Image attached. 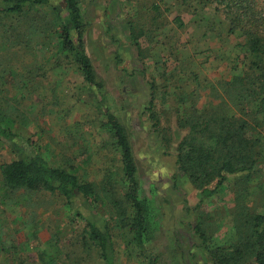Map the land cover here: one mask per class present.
I'll return each mask as SVG.
<instances>
[{
	"label": "rangeland",
	"instance_id": "rangeland-1",
	"mask_svg": "<svg viewBox=\"0 0 264 264\" xmlns=\"http://www.w3.org/2000/svg\"><path fill=\"white\" fill-rule=\"evenodd\" d=\"M78 1L84 49L101 88L97 94L88 90L78 66L57 54L54 27L42 37L44 20L55 17L50 7L22 17L0 14V103L9 116L6 125L24 141L25 153L104 186L96 211L108 219L124 188L108 111L127 133L139 197L149 210L146 250L160 264H212L208 250L228 248L236 238V199L264 215V167L248 176H229L214 196L202 200L177 174L171 134L182 107L197 100L195 107L202 109L219 102L216 93L226 96L221 84L230 87L249 61L237 47L241 39L227 33L215 5L206 0ZM131 31L134 36L142 32L137 48ZM30 34L35 35L28 44ZM186 94L183 106L178 99ZM263 121V116L257 120L256 136L264 154ZM186 133L185 128L177 135L181 139ZM15 159L0 143V166ZM91 213L87 207L83 215ZM68 216L59 195L8 193L0 179V264H46L45 257L55 258V264H102L80 244L81 220L71 223ZM199 222L207 237L203 244L193 231ZM113 235L115 264H146L136 247L125 245L127 235Z\"/></svg>",
	"mask_w": 264,
	"mask_h": 264
},
{
	"label": "trees",
	"instance_id": "trees-1",
	"mask_svg": "<svg viewBox=\"0 0 264 264\" xmlns=\"http://www.w3.org/2000/svg\"><path fill=\"white\" fill-rule=\"evenodd\" d=\"M205 3L214 4L215 11L226 24L227 33L241 39L237 47L249 57V61L243 72L233 77L228 84L230 87L225 89L221 84L226 96L216 93L218 103H208L202 109H197V100H194L191 107L180 106L178 128L171 134L177 174L190 181L202 200L214 196L229 176H248L264 167L261 142L256 136L259 127L257 120L260 121L261 116L264 119V0H206ZM45 7H50L55 17L44 20L42 37L50 27L55 28L52 34L58 36L60 51L57 54L70 58L78 66L88 90L97 94L95 91H99L101 85L84 49L85 27L78 0H2L0 14L22 17L33 9ZM35 34L27 36L28 44ZM130 34L134 36L133 31ZM141 34L132 39L136 48L135 42ZM13 39L16 40L10 38V41L13 42ZM150 86L154 88L153 83ZM187 99L188 94L178 99L179 104L184 106ZM152 106L150 101L149 109ZM6 112L0 103V143L16 157L0 166V179L5 191H44L62 197L69 212V222L73 223L77 218L81 220V246L88 253L95 252L102 264L116 263L114 231L122 238L125 235L129 237L125 245L136 247L139 257L146 264H160L158 257L145 248L146 234L151 225L149 210L139 197L137 167L127 133L112 114L105 111L115 146L121 153L120 180H123L124 188L121 199L113 201L112 208L116 212L104 219L96 211L104 186L82 180L74 169L53 167L37 153H25L21 147L24 141L6 125L9 117ZM153 127L156 128V123ZM185 128L187 133L180 139L177 134ZM110 194L113 196L112 192ZM87 207H91L93 213L84 216ZM235 208L236 238L228 248L208 250L210 261L212 264H246L250 259L254 264H264V215L252 213L239 199H236ZM193 231L202 244L205 243L207 237L201 222L196 224ZM56 261L53 257H45L46 264H55ZM17 264L25 263L18 261Z\"/></svg>",
	"mask_w": 264,
	"mask_h": 264
},
{
	"label": "crops",
	"instance_id": "crops-1",
	"mask_svg": "<svg viewBox=\"0 0 264 264\" xmlns=\"http://www.w3.org/2000/svg\"><path fill=\"white\" fill-rule=\"evenodd\" d=\"M115 19H116V17H115Z\"/></svg>",
	"mask_w": 264,
	"mask_h": 264
}]
</instances>
